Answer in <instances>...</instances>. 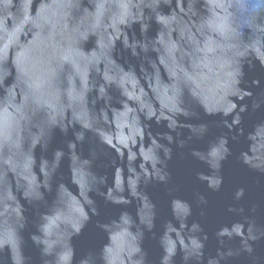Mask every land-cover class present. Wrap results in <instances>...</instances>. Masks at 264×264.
<instances>
[{"label": "water", "instance_id": "obj_1", "mask_svg": "<svg viewBox=\"0 0 264 264\" xmlns=\"http://www.w3.org/2000/svg\"><path fill=\"white\" fill-rule=\"evenodd\" d=\"M263 239L264 0H0V264Z\"/></svg>", "mask_w": 264, "mask_h": 264}]
</instances>
